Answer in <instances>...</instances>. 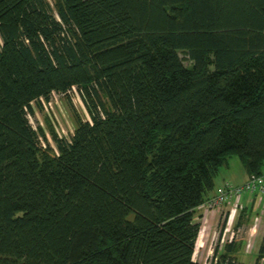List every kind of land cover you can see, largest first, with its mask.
Here are the masks:
<instances>
[{"label": "trees", "instance_id": "trees-1", "mask_svg": "<svg viewBox=\"0 0 264 264\" xmlns=\"http://www.w3.org/2000/svg\"><path fill=\"white\" fill-rule=\"evenodd\" d=\"M73 87L90 120L43 147ZM231 155L262 175L264 0H0V264H201Z\"/></svg>", "mask_w": 264, "mask_h": 264}, {"label": "crops", "instance_id": "crops-1", "mask_svg": "<svg viewBox=\"0 0 264 264\" xmlns=\"http://www.w3.org/2000/svg\"><path fill=\"white\" fill-rule=\"evenodd\" d=\"M229 165L227 162L224 166L229 167ZM232 165L234 171L224 174V183L243 184L247 180L248 174L241 163L232 162ZM262 175L264 176V170H262ZM219 186L220 184L214 185V189L208 193L207 198ZM231 209H235V216L233 221L227 225L226 216ZM199 211L200 215L198 216H201L204 221L206 232L197 246L200 233L198 234L193 256L197 251L201 254L207 246V258L212 254L210 262L227 253L234 257L238 264H249V257L254 255L253 264H256L264 236V197L255 193H244L240 198L239 207L235 206L234 201H231L216 210L207 211L199 206L196 215ZM263 258L264 255L259 259V264H264Z\"/></svg>", "mask_w": 264, "mask_h": 264}, {"label": "rangeland", "instance_id": "rangeland-1", "mask_svg": "<svg viewBox=\"0 0 264 264\" xmlns=\"http://www.w3.org/2000/svg\"><path fill=\"white\" fill-rule=\"evenodd\" d=\"M48 1L51 5H53V0ZM180 56L183 58V54H180ZM184 63L187 65L188 61H184ZM32 108L33 114H28L30 124L33 126V128L38 129V127H41L44 131L47 142L40 139L42 146L46 147L48 144L55 151V143L50 134L51 130H54L58 137L69 140L77 125V118L83 121L90 120L88 107L76 87L71 88L66 93L52 92L48 100L42 99L39 100V102H33ZM232 162L240 164L238 157L236 155H231L228 159V164H230L229 167H220L219 172L214 179L215 186H218L219 184L221 186L224 183L225 180L223 177L226 172L233 173L234 168ZM262 170H264V165ZM202 206L203 204L201 207ZM202 208L204 209V207ZM198 215H200V211L196 215V220L200 223L199 233L202 232L200 238V240H202V237L206 232V226L201 216ZM211 258L212 254L208 255L207 258V246L204 248V251L201 254L197 251L193 256V260L200 261L201 264H209ZM254 259V255L250 256L248 263L253 264Z\"/></svg>", "mask_w": 264, "mask_h": 264}, {"label": "built area", "instance_id": "built-area-1", "mask_svg": "<svg viewBox=\"0 0 264 264\" xmlns=\"http://www.w3.org/2000/svg\"><path fill=\"white\" fill-rule=\"evenodd\" d=\"M244 193H255L264 197V176L250 174L248 175L247 180L240 185L225 182L215 189L214 193L207 198L202 207L207 211L216 210L231 201H234L235 206L239 207L240 198ZM234 214L235 209H231L227 215V225L233 221ZM215 261L216 260H214V262Z\"/></svg>", "mask_w": 264, "mask_h": 264}, {"label": "bare ground", "instance_id": "bare-ground-1", "mask_svg": "<svg viewBox=\"0 0 264 264\" xmlns=\"http://www.w3.org/2000/svg\"><path fill=\"white\" fill-rule=\"evenodd\" d=\"M201 235H202V232H200V234H199L198 241H197V246L200 244Z\"/></svg>", "mask_w": 264, "mask_h": 264}]
</instances>
